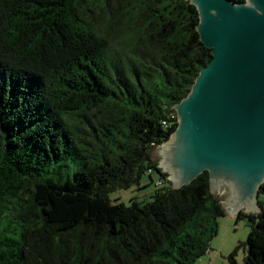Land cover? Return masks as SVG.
<instances>
[{"label":"trees","instance_id":"trees-1","mask_svg":"<svg viewBox=\"0 0 264 264\" xmlns=\"http://www.w3.org/2000/svg\"><path fill=\"white\" fill-rule=\"evenodd\" d=\"M198 22L190 0H0V264L208 252L226 213L208 171L174 188L152 156L211 59ZM154 171L167 186L146 201L109 199ZM258 203L238 216L251 228L231 264H264V183Z\"/></svg>","mask_w":264,"mask_h":264},{"label":"water","instance_id":"water-1","mask_svg":"<svg viewBox=\"0 0 264 264\" xmlns=\"http://www.w3.org/2000/svg\"><path fill=\"white\" fill-rule=\"evenodd\" d=\"M190 2L199 14L200 41L212 56L188 95L174 104L178 124L152 155L174 188L208 171L210 189L223 195L224 209L238 216L259 213L264 183V0Z\"/></svg>","mask_w":264,"mask_h":264},{"label":"rangeland","instance_id":"rangeland-1","mask_svg":"<svg viewBox=\"0 0 264 264\" xmlns=\"http://www.w3.org/2000/svg\"><path fill=\"white\" fill-rule=\"evenodd\" d=\"M153 159L159 164L154 156ZM159 178L160 175L156 171L153 172L152 178L148 172H145L140 181L131 184L128 188H118L110 192L108 197L112 202L122 201L125 204H130L132 198L146 201L157 189L167 186L166 183L158 184ZM215 195L223 204V195L219 192ZM225 210V215L218 217L217 232L210 241V249L199 258L196 264H231L228 259L230 254L240 243L247 241L251 228L249 220L245 217L239 219L237 213H231L226 207ZM245 255V248L240 246L235 257L237 262L242 263Z\"/></svg>","mask_w":264,"mask_h":264}]
</instances>
